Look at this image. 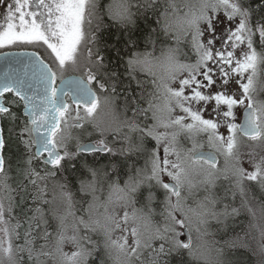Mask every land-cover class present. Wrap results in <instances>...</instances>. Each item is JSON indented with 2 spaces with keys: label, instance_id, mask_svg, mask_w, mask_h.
<instances>
[{
  "label": "snow or ice",
  "instance_id": "snow-or-ice-1",
  "mask_svg": "<svg viewBox=\"0 0 264 264\" xmlns=\"http://www.w3.org/2000/svg\"><path fill=\"white\" fill-rule=\"evenodd\" d=\"M0 58V264L264 255V0H0Z\"/></svg>",
  "mask_w": 264,
  "mask_h": 264
},
{
  "label": "trees",
  "instance_id": "trees-1",
  "mask_svg": "<svg viewBox=\"0 0 264 264\" xmlns=\"http://www.w3.org/2000/svg\"><path fill=\"white\" fill-rule=\"evenodd\" d=\"M115 32L114 28L105 29L101 32V37L103 41L108 43L114 42V36L112 35ZM42 50V49H41ZM103 53L105 55L111 56V50L109 48H103ZM91 139H96V137H92ZM85 140H89L88 137L84 138ZM91 159V157H89ZM223 160L221 158V164ZM70 179H74L70 177ZM219 187V185H218ZM257 196L259 194L257 193ZM253 205L256 206V202H253ZM236 206L239 207V197L236 201ZM251 217L248 213L244 210H241L239 216H237L232 222L231 227L229 228L228 232L225 234L224 232L218 230L217 226L213 225L210 228V235L203 238L204 242L214 244L217 248H220L224 245L225 241H231L235 237H240L241 242H246L249 245L248 249L237 248L231 250L229 252V257L232 260V264H264V255L261 254L259 247H258V234L256 233L255 229L250 227ZM256 237V239H253ZM188 264V257L185 256L183 258L180 257H172L171 264ZM209 264L213 260H208ZM199 264H203V261H200Z\"/></svg>",
  "mask_w": 264,
  "mask_h": 264
},
{
  "label": "rangeland",
  "instance_id": "rangeland-1",
  "mask_svg": "<svg viewBox=\"0 0 264 264\" xmlns=\"http://www.w3.org/2000/svg\"><path fill=\"white\" fill-rule=\"evenodd\" d=\"M102 2L107 4V3H110L111 0H102ZM257 87H259V85H257ZM260 98H264V96H261ZM103 118L106 119L107 117L104 116ZM85 137L86 136H82L81 137V142L84 141ZM195 179L198 180V179H200V177H197ZM226 183H227L226 181H218V185H221V184H225L226 185ZM203 243H204V246H205L203 251H204V254H205L207 260H213L214 261L217 258V253H216L217 247L214 244H210V243H207V242H204V241H203Z\"/></svg>",
  "mask_w": 264,
  "mask_h": 264
},
{
  "label": "water",
  "instance_id": "water-1",
  "mask_svg": "<svg viewBox=\"0 0 264 264\" xmlns=\"http://www.w3.org/2000/svg\"><path fill=\"white\" fill-rule=\"evenodd\" d=\"M33 50H35V49H29V51H33ZM3 67H4V61H3L2 58H0V72H2ZM58 84H59V83H58ZM87 142H89V140H86V141H84L83 143H87ZM207 150H208V149L205 148V151H207Z\"/></svg>",
  "mask_w": 264,
  "mask_h": 264
},
{
  "label": "flooded vegetation",
  "instance_id": "flooded-vegetation-1",
  "mask_svg": "<svg viewBox=\"0 0 264 264\" xmlns=\"http://www.w3.org/2000/svg\"><path fill=\"white\" fill-rule=\"evenodd\" d=\"M41 51H43V50H41ZM45 55H47L46 53H45ZM59 83V81H57V84Z\"/></svg>",
  "mask_w": 264,
  "mask_h": 264
}]
</instances>
